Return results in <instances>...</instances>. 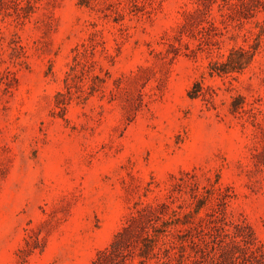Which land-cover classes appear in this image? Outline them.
I'll return each instance as SVG.
<instances>
[{"label": "rangeland", "instance_id": "1", "mask_svg": "<svg viewBox=\"0 0 264 264\" xmlns=\"http://www.w3.org/2000/svg\"><path fill=\"white\" fill-rule=\"evenodd\" d=\"M133 217L170 264H220L214 222L264 244V0H0V264H94Z\"/></svg>", "mask_w": 264, "mask_h": 264}, {"label": "trees", "instance_id": "2", "mask_svg": "<svg viewBox=\"0 0 264 264\" xmlns=\"http://www.w3.org/2000/svg\"><path fill=\"white\" fill-rule=\"evenodd\" d=\"M169 225L162 217H133L128 226L116 235L110 247L99 254L94 264H127L126 261L137 247L143 259L141 262L156 258L158 264H170L169 260L161 258L163 251L172 250L176 246ZM135 235H138V240ZM160 240L163 248L159 246ZM139 242L142 243L141 247L137 246ZM191 243L218 258L220 264H264V244L255 238L252 230L246 234L214 222L210 230H201Z\"/></svg>", "mask_w": 264, "mask_h": 264}]
</instances>
